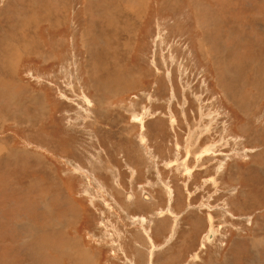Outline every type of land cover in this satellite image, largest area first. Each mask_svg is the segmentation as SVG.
I'll return each mask as SVG.
<instances>
[{"label":"rangeland","instance_id":"obj_1","mask_svg":"<svg viewBox=\"0 0 264 264\" xmlns=\"http://www.w3.org/2000/svg\"><path fill=\"white\" fill-rule=\"evenodd\" d=\"M0 82V264H264V0H0Z\"/></svg>","mask_w":264,"mask_h":264},{"label":"bare ground","instance_id":"obj_2","mask_svg":"<svg viewBox=\"0 0 264 264\" xmlns=\"http://www.w3.org/2000/svg\"><path fill=\"white\" fill-rule=\"evenodd\" d=\"M129 2H130V0H129ZM134 2V1H133ZM141 4V3H140ZM139 5V4H138ZM139 8V7H138ZM130 12V11H129ZM136 13H137V11H136ZM133 17V16H132ZM135 21V20H134ZM19 22H21V21H19ZM54 23H55V21H54ZM19 24V23H18ZM22 24H23V22H22ZM21 25V24H20ZM19 26V25H18ZM11 27V26H10ZM219 27V26H218ZM28 32V31H27ZM30 32V31H29ZM84 37V36H83ZM8 43V42H7ZM24 43V45L27 47L28 46V44L26 43V42H23ZM124 43H126V45H127V42H125L124 41ZM124 45V44H123ZM126 45H125V47H126ZM128 46V45H127ZM16 47V46H15ZM22 47V46H21ZM26 47H24V51H26L27 50V48ZM201 47V46H200ZM201 48H205V49H208L207 48V46L205 47V46H202ZM8 49H9V47H8ZM22 49H23V47H22ZM105 50V49H104ZM208 51V50H207ZM7 52V50L5 51V53ZM9 56H8V58H9V61H8V64H10V65H14V61H15V59L18 57L17 56V48L16 49H14V48H10L9 49ZM7 53V54H8ZM206 53H209V52H206ZM6 57V56H5ZM95 64V63H94ZM13 67V66H12ZM10 69H11V67H10ZM11 72V71H10ZM2 80V79H1ZM2 83H3V81H1ZM0 82V83H1ZM110 88L108 89V91H109V93L110 94H113V93H115L117 90H115V89H113V87H112V83H113V81H111L110 80ZM99 84H100V82H99ZM102 84V83H101ZM108 86V85H107ZM0 89H2V91H6V90H9L10 89V82H5L3 85H0ZM226 91V95H227V93H228V91L227 90H225ZM4 95H6V94H4ZM3 96V95H2ZM2 96H0V97H2ZM10 96V95H9ZM6 97H8V96H6ZM10 98V97H9ZM245 100L246 99H243V101H241V102H239V103H247V102H245ZM240 105V104H239ZM239 108V107H238ZM230 150V149H229ZM260 160V159H259ZM133 173V172H132ZM214 178V177H213ZM128 197H130V195H128ZM215 233V232H214ZM57 234V233H56ZM206 237H209L208 235H206ZM213 238V237H212ZM29 241V240H28ZM27 241V242H28ZM24 244V243H23ZM28 245V244H27ZM71 245H72V243H71ZM76 245V244H75ZM29 246H30V243H29ZM33 245L31 246V248H29V257H30V259L33 257V255H34V252H33ZM26 250V249H25ZM28 250V249H27ZM82 254V253H81ZM7 255V254H6ZM45 256H47V255H45ZM80 256V255H79ZM78 257V256H77ZM81 257V256H80ZM50 258V257H49ZM84 258V257H83ZM82 259V258H81ZM85 259V258H84ZM48 260V259H47ZM50 261V260H49ZM28 264V263H27ZM46 264V263H45Z\"/></svg>","mask_w":264,"mask_h":264},{"label":"water","instance_id":"obj_3","mask_svg":"<svg viewBox=\"0 0 264 264\" xmlns=\"http://www.w3.org/2000/svg\"><path fill=\"white\" fill-rule=\"evenodd\" d=\"M213 234H214V231H213L212 228H210V229L208 230V233H207V235H208L209 237H206V241H207V242H209V241L212 240Z\"/></svg>","mask_w":264,"mask_h":264},{"label":"crops","instance_id":"obj_4","mask_svg":"<svg viewBox=\"0 0 264 264\" xmlns=\"http://www.w3.org/2000/svg\"><path fill=\"white\" fill-rule=\"evenodd\" d=\"M61 16H62V14H61ZM51 27H54V26H51ZM51 45V44H50ZM150 198H151V196H150ZM48 260H51V257L50 258H48Z\"/></svg>","mask_w":264,"mask_h":264}]
</instances>
